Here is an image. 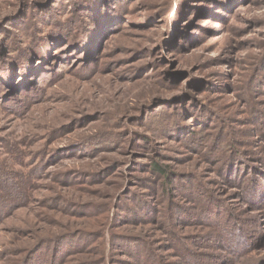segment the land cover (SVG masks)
<instances>
[{
    "label": "rangeland",
    "instance_id": "1",
    "mask_svg": "<svg viewBox=\"0 0 264 264\" xmlns=\"http://www.w3.org/2000/svg\"><path fill=\"white\" fill-rule=\"evenodd\" d=\"M14 36L0 264H264V0H0Z\"/></svg>",
    "mask_w": 264,
    "mask_h": 264
},
{
    "label": "trees",
    "instance_id": "2",
    "mask_svg": "<svg viewBox=\"0 0 264 264\" xmlns=\"http://www.w3.org/2000/svg\"><path fill=\"white\" fill-rule=\"evenodd\" d=\"M86 2H88V1H90V0H85ZM60 4V3H59ZM63 5V4H62ZM62 5H59V7H61ZM48 6H43L42 7V10H44V11H46L45 10V8H47ZM59 7H56V8H54L55 10H58L59 9ZM53 7H51V9H52ZM41 10V12H39V16H40V22L41 23H44V24H46L45 22H46V20H50L51 22L52 21H56V20H54V19H52V17L50 16V15H48V14H46L44 11H42ZM108 11L110 12V14H112V10L111 9H108ZM86 13V12H85ZM89 15H90V13H88ZM27 17V16H26ZM26 17H25V21H23V24H24V27L23 28H20L19 29V31L21 30V31H23V32H21V33H18V32H16L15 33V35H18L26 44H27V40H29V39H35L34 37L36 36V32H37V30H36V28H35V25H32V24H30L29 22H28V18H27V20H26ZM102 17H104V18H106L107 17V14H103V12H99V18H97V23H99L100 21H101V18ZM22 24V25H23ZM56 27H57V29H56V32L57 31H59V29L61 28V26L60 25H56ZM77 33V32H76ZM5 38H7V41H8V39H10V37H8L7 35H5ZM14 40V41H13ZM12 41H13V43L11 44V40L7 43V45H8V47H6V48H4V47H2L1 49H0V57H2V55H4V54H8L7 55V58L9 59V58H11L12 56H13V54L15 53V51L18 49V47L17 46H20V45H18L17 44V37L16 36H14V38L12 39ZM46 43L47 42V40H46V38H45V40L42 42V43ZM41 43V44H42ZM30 52L31 53H35L34 52V50H30ZM36 52H38V50L36 51ZM29 53V52H28ZM57 56V55H56ZM4 62V60H2V58H0V63L2 64ZM5 63V62H4ZM24 65H27L26 63H24ZM3 73H1V75H2ZM12 77H14V75H12ZM4 84H6V86L8 85V82H6V83H4ZM0 87H1V84H0ZM223 149V151H225L226 150V148H225V146L223 145V144H221V148H220V151ZM236 150H240V148L239 147H229V149H228V151L227 152H232V151H236ZM243 152H245L244 150H243ZM234 156H235V154H234ZM234 156L233 157H231V159L230 160H233V158H234ZM230 158V157H229ZM251 168V167H250ZM249 168V169H250ZM248 169H246V171H247ZM154 172H156V174H158V176H159V180H161L162 181V184H163V182H164V185H163V190H164V192H165V194L167 195V196H172L175 192H180L178 189H175V181H174V179H176V177H173V176H169V173H168V171H165L164 170V168L163 167H161V166H158V165H156L155 166V169H154ZM239 172H241V171H238V170H235L234 172H233V176L234 177H231V178H234V179H229L231 182H234V184H236V182H238V180L236 179V177L239 179V178H245V177H247V176H252V175H254V174H258V173H256V172H253L252 171V173H249V171H247V173L246 174H244L243 175V177L242 176H240V174H239ZM260 174H262V172H259ZM258 182H259V184L258 183H255L254 185H251V188H249V191H250V198L253 200H251V199H248V200H251L252 202H256V203H259V202H262L263 200H264V183L262 184V182H264V180L263 179H258ZM166 184V185H165ZM182 185L183 184H180V186L182 187ZM180 194V193H179ZM178 194V195H179ZM208 210H210V209H208ZM210 211H207L205 214H207V217H209L210 219L212 218L213 220H215L214 222H217V223H220V226L219 227H222V226H224L225 224L223 223V221L222 220H224V218H225V216H223V215H218V213L219 212H214V213H209ZM136 217H138V218H141V215H138V216H135V218ZM190 217H193V215H190ZM135 218H131V219H128V220H132V219H135ZM136 220H138V219H136ZM191 219H188L187 221H190ZM222 224V225H221ZM127 242H129L128 241V239H124V242H123V240H121L120 241V243L122 244V243H127ZM123 246V248L121 249V250H123V252H127V254H130L127 250L128 249H134L137 245L136 244H134L133 242H129V247H127V246H125V245H122ZM131 255V254H130ZM201 264V263H200Z\"/></svg>",
    "mask_w": 264,
    "mask_h": 264
}]
</instances>
